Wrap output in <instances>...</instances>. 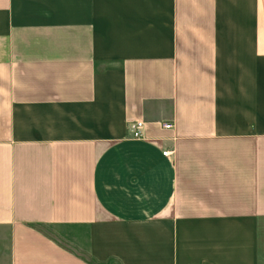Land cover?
<instances>
[{
    "label": "crops",
    "instance_id": "1",
    "mask_svg": "<svg viewBox=\"0 0 264 264\" xmlns=\"http://www.w3.org/2000/svg\"><path fill=\"white\" fill-rule=\"evenodd\" d=\"M0 264H264V0H0Z\"/></svg>",
    "mask_w": 264,
    "mask_h": 264
},
{
    "label": "built area",
    "instance_id": "2",
    "mask_svg": "<svg viewBox=\"0 0 264 264\" xmlns=\"http://www.w3.org/2000/svg\"><path fill=\"white\" fill-rule=\"evenodd\" d=\"M144 123L143 122H134V123H130L129 125V129L132 133V136L134 138L140 139L143 137V128ZM164 128L166 129H172V125L171 124H165ZM168 153H165V155H167Z\"/></svg>",
    "mask_w": 264,
    "mask_h": 264
},
{
    "label": "rangeland",
    "instance_id": "3",
    "mask_svg": "<svg viewBox=\"0 0 264 264\" xmlns=\"http://www.w3.org/2000/svg\"><path fill=\"white\" fill-rule=\"evenodd\" d=\"M46 232L48 234H50L51 236L56 237L57 240L59 239V240L63 241V238L61 237V235L59 233L54 232L52 229H48V230H46Z\"/></svg>",
    "mask_w": 264,
    "mask_h": 264
}]
</instances>
